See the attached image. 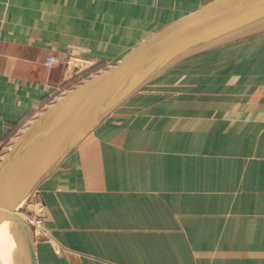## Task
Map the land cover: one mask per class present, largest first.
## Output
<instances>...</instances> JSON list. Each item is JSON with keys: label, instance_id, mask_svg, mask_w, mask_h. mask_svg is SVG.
<instances>
[{"label": "crops", "instance_id": "0c3cea01", "mask_svg": "<svg viewBox=\"0 0 264 264\" xmlns=\"http://www.w3.org/2000/svg\"><path fill=\"white\" fill-rule=\"evenodd\" d=\"M211 1L0 0V158L58 98ZM257 30L168 67L40 183L37 264H264ZM52 52L77 67L45 66Z\"/></svg>", "mask_w": 264, "mask_h": 264}, {"label": "water", "instance_id": "95a60500", "mask_svg": "<svg viewBox=\"0 0 264 264\" xmlns=\"http://www.w3.org/2000/svg\"><path fill=\"white\" fill-rule=\"evenodd\" d=\"M264 26V0H213L166 25L116 65L84 80L39 114L0 159V223L13 224L24 264H37L19 215L40 183L110 113L174 63ZM24 259V260H23Z\"/></svg>", "mask_w": 264, "mask_h": 264}, {"label": "rangeland", "instance_id": "374dc122", "mask_svg": "<svg viewBox=\"0 0 264 264\" xmlns=\"http://www.w3.org/2000/svg\"><path fill=\"white\" fill-rule=\"evenodd\" d=\"M261 28H262V26L259 27V29H261ZM256 34L257 33L253 34L254 37H251L250 36L249 38L252 39V40L255 39L256 36H257ZM246 39H247L246 37H243L242 36V37L235 38V39H232V40L223 42L221 44H218V45H216L217 47L216 46H213V47L207 48V49H205L203 51H200L198 53H195V54L190 55L189 57L181 60L180 63L178 62L175 65L174 64L171 65L172 66L171 68L177 66V64L180 65L182 63L188 62V60L197 61V60H199V58H202V59L203 58H207V61H209V60L213 61L214 60V56H215L214 54L218 53V50L220 48H223V47H226V46H230V45L233 46L236 43H239L240 44V42H241V44H244L243 42H245L244 40H246ZM257 42L260 43L261 41H257ZM239 58L240 57H238V59ZM215 65H216L215 63H211V68L215 67ZM164 75H165V73L163 74V76ZM8 148H7V150H8ZM6 153L7 152H5L2 155V157ZM36 198L38 199V193L35 191V193L33 194V196L23 204V206H22V208H21V210L19 212L22 216L23 215L26 216L28 210H32L35 213H38L41 210H43V207L42 206H37V207L34 206V207H32V205L35 202V199ZM35 233H36L34 235L35 237L33 236V240H34L35 245L38 246V245L41 244V242L48 241L49 240V234H48V232L44 228V223H43V225H42L41 228H38L35 231ZM14 240H15L14 234H13L12 230L9 227H7V226L0 227V264H16L17 263V250H16V244L14 245V243H13ZM22 257H23V254H22V251H21L20 254H19V261L20 262L18 261V264H20V263L21 264H24V262L22 261Z\"/></svg>", "mask_w": 264, "mask_h": 264}, {"label": "built area", "instance_id": "2783aa9c", "mask_svg": "<svg viewBox=\"0 0 264 264\" xmlns=\"http://www.w3.org/2000/svg\"><path fill=\"white\" fill-rule=\"evenodd\" d=\"M78 60L74 56H70L66 61L61 59L59 53L52 52L47 53L44 57V65L47 67H55L64 64L66 74L67 71L71 70L73 67H77ZM2 157V156H1ZM42 206V205H41ZM21 210V209H20ZM23 217L27 221L29 228L31 229L33 236L35 235V231L38 228H41L44 223V212L41 210L38 213L33 212L32 210H28L27 215ZM35 237V236H34Z\"/></svg>", "mask_w": 264, "mask_h": 264}, {"label": "bare ground", "instance_id": "6f19581e", "mask_svg": "<svg viewBox=\"0 0 264 264\" xmlns=\"http://www.w3.org/2000/svg\"><path fill=\"white\" fill-rule=\"evenodd\" d=\"M36 191V190H35ZM35 191L33 192V194L35 193ZM33 194L31 195V197L33 196ZM30 197V198H31ZM28 203V202H27ZM26 203V204H27ZM37 207V206H41V201H40V199H35V202L33 203V205H32V207ZM40 209V208H39ZM19 215L23 218V220L25 221V223L27 222L26 220H25V218L19 213ZM27 224V223H26ZM28 225V224H27ZM2 226H7V227H9L11 230H12V232H13V234H14V237H15V239H18V235H17V231H16V229H15V227L13 226V224H11V223H7V222H1L0 223V227H2ZM41 230V229H40ZM36 234V233H35ZM34 245H35V243H34ZM16 250H17V263L16 264H18V261H19V254H20V252H21V248H20V246L18 245V244H16ZM20 262V261H19ZM21 264V263H20Z\"/></svg>", "mask_w": 264, "mask_h": 264}]
</instances>
